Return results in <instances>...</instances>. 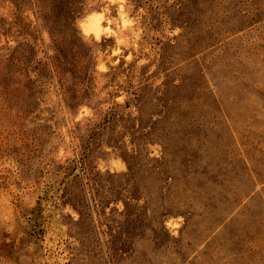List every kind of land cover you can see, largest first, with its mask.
Wrapping results in <instances>:
<instances>
[{"label": "rangeland", "instance_id": "374dc122", "mask_svg": "<svg viewBox=\"0 0 264 264\" xmlns=\"http://www.w3.org/2000/svg\"><path fill=\"white\" fill-rule=\"evenodd\" d=\"M0 264H264V0H0Z\"/></svg>", "mask_w": 264, "mask_h": 264}, {"label": "trees", "instance_id": "16d2710c", "mask_svg": "<svg viewBox=\"0 0 264 264\" xmlns=\"http://www.w3.org/2000/svg\"><path fill=\"white\" fill-rule=\"evenodd\" d=\"M60 1H63V0H60Z\"/></svg>", "mask_w": 264, "mask_h": 264}]
</instances>
